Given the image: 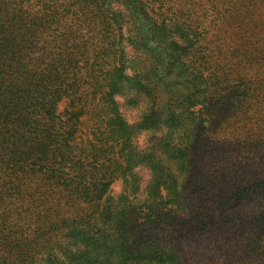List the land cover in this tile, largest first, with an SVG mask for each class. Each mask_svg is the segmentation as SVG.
I'll use <instances>...</instances> for the list:
<instances>
[{"label":"trees","instance_id":"obj_1","mask_svg":"<svg viewBox=\"0 0 264 264\" xmlns=\"http://www.w3.org/2000/svg\"><path fill=\"white\" fill-rule=\"evenodd\" d=\"M260 1L0 0V264H188L165 227L209 222L189 203L202 176L256 166L246 201L261 196L264 133L232 171L214 123L224 109L254 132L264 74L242 76L210 35L243 36Z\"/></svg>","mask_w":264,"mask_h":264},{"label":"rangeland","instance_id":"obj_2","mask_svg":"<svg viewBox=\"0 0 264 264\" xmlns=\"http://www.w3.org/2000/svg\"><path fill=\"white\" fill-rule=\"evenodd\" d=\"M252 12L254 13V23L245 27L246 33L243 36L233 35L229 30L225 33L221 30L219 38L215 41L214 34L218 31L210 33L211 40L214 41L212 46H216L215 50H220L223 53V46H225V50H229V54L236 52L243 56H237L234 62L243 68L240 70V74L246 77H250L256 72L255 75L264 74V65L252 60L253 52L250 51L254 42L258 43V47L264 48V0H261L252 9ZM192 59L194 58L191 57L190 61H193ZM120 111L129 122L133 121L137 115L135 109L123 105L122 102ZM218 116L219 119L217 118L218 120L214 123H219L220 126L216 133V143L220 139L217 143L220 146L217 155L222 158L226 157L222 166H227L233 171L234 166L253 163L251 161L253 153L250 150L254 147L250 144L254 140L260 142V139L254 135H260L259 132L264 133V119L254 128V132L250 133L249 129L253 128V125L248 124L247 119H224L225 116H229V113L224 109L219 112ZM243 117L245 118V116ZM253 117L255 118V116ZM143 139V137L139 139L141 144L144 142ZM261 156L263 153L259 152L254 162L257 163L258 157ZM213 165L211 164L212 169ZM242 167L243 171H239L237 175L224 176L222 180V172H216L214 175L208 173V175L202 176L203 191H195V196H189V203L199 208L197 214L202 215L201 219L206 214L212 215L209 222L203 221L202 225L198 226L189 225L188 229L179 226L173 227L172 223L168 222L170 226L167 229L165 227L166 233L170 235L168 241L183 247L188 264H264L262 241L259 239L260 234L256 233L254 228L262 219L264 191L258 199L246 201L245 196L250 186L262 180L257 181L259 175L256 173V166L251 167V172H248L249 168ZM137 171L141 183L139 194L136 197L141 199L150 179V173L146 169ZM252 171L257 174L255 177ZM244 174H248L250 177ZM213 176L216 177L217 184L212 187L210 184L207 186L206 181H209V177ZM247 180L249 181L245 183ZM121 191L122 183L117 180L112 184L110 194L113 198H117ZM239 195L240 198H238ZM194 198L200 203L196 204V200L192 201ZM242 198L243 202H241Z\"/></svg>","mask_w":264,"mask_h":264}]
</instances>
